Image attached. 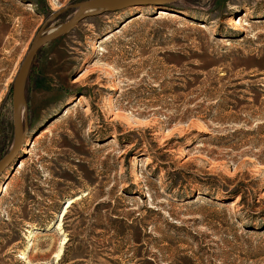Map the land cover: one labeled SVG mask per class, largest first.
I'll return each mask as SVG.
<instances>
[{
    "label": "rangeland",
    "instance_id": "rangeland-1",
    "mask_svg": "<svg viewBox=\"0 0 264 264\" xmlns=\"http://www.w3.org/2000/svg\"><path fill=\"white\" fill-rule=\"evenodd\" d=\"M85 1L0 0V159L33 39ZM23 111L29 142L0 177V264H264L245 217L264 222V0L86 17L36 54Z\"/></svg>",
    "mask_w": 264,
    "mask_h": 264
},
{
    "label": "water",
    "instance_id": "water-1",
    "mask_svg": "<svg viewBox=\"0 0 264 264\" xmlns=\"http://www.w3.org/2000/svg\"><path fill=\"white\" fill-rule=\"evenodd\" d=\"M181 1L184 0H89L68 6L57 13H53L46 24L55 21L57 17L66 10L75 9V13L71 19L64 24L55 27L54 30L50 32L46 30L45 24L37 32L19 67L11 88L13 142L9 152L0 159V177L16 160L25 141L27 132L26 113L23 111L25 105V85L32 62L39 50L47 44L68 34L86 17H92L100 12L116 13L129 8L165 6ZM67 203L68 201L64 202L59 215L64 211L62 209Z\"/></svg>",
    "mask_w": 264,
    "mask_h": 264
},
{
    "label": "trees",
    "instance_id": "trees-1",
    "mask_svg": "<svg viewBox=\"0 0 264 264\" xmlns=\"http://www.w3.org/2000/svg\"><path fill=\"white\" fill-rule=\"evenodd\" d=\"M27 80H28V77H27ZM240 192H241V189L240 190L237 189L235 191H228V192L225 191L224 193H222V198L225 199L226 202H231L233 199H236L241 194ZM238 204L243 205V199L241 201H239ZM245 217L250 222L258 223L260 225V227L257 229H254V228L250 229L253 236L257 237V236L263 235V233H264V222L262 221L263 219L255 216V215H245Z\"/></svg>",
    "mask_w": 264,
    "mask_h": 264
},
{
    "label": "bare ground",
    "instance_id": "bare-ground-1",
    "mask_svg": "<svg viewBox=\"0 0 264 264\" xmlns=\"http://www.w3.org/2000/svg\"><path fill=\"white\" fill-rule=\"evenodd\" d=\"M158 11L160 12V15H166V14L168 13L167 10H158ZM199 27H200L201 30H203V31H205V32H207V31H211V30H210L208 27H206V26L200 25ZM52 30H54V29H52ZM52 30H51V31H52ZM236 30L244 31V29L242 28V26H238V27H236ZM24 142H25V141H24ZM28 142H29V140H27V141L25 142V144L23 143L24 147L28 144ZM22 147H23V146H22ZM24 147H23V148H24ZM4 178H5V176H4ZM71 201H72V200H68L67 207L65 208L62 217H64V216L67 214V209L70 207V204H72ZM61 219H62V218H61ZM57 229L60 230V223L57 225ZM34 234H35V232H30V233L28 234V236H27L26 249H29V248H30V246H31V244H32V240H33L34 237H35ZM64 244H65V240L63 239V241L61 242V247H62ZM58 250H59V249H58ZM60 254H61V249H60L59 252H58L57 258L59 257Z\"/></svg>",
    "mask_w": 264,
    "mask_h": 264
}]
</instances>
